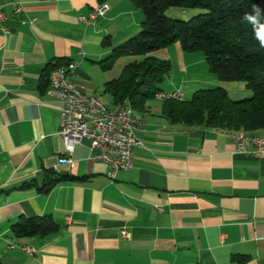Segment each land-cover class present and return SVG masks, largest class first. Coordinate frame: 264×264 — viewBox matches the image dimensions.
I'll return each instance as SVG.
<instances>
[{
    "label": "crops",
    "instance_id": "crops-1",
    "mask_svg": "<svg viewBox=\"0 0 264 264\" xmlns=\"http://www.w3.org/2000/svg\"><path fill=\"white\" fill-rule=\"evenodd\" d=\"M103 2L102 16L80 19ZM0 11L1 264H264V153L252 145L237 151L219 128L170 122L157 96L178 91L188 100L221 86L242 99L251 94L243 82L219 81L200 52L179 42L152 53L170 69L155 97L135 110L144 129L131 169L111 178L87 138L64 152L48 68L73 61L70 80L117 107L106 86L141 56L100 61L139 33L141 9L131 0H0ZM197 12L166 10L183 19ZM254 134L264 137V129ZM22 217H48L56 228L17 236L12 226Z\"/></svg>",
    "mask_w": 264,
    "mask_h": 264
},
{
    "label": "trees",
    "instance_id": "trees-1",
    "mask_svg": "<svg viewBox=\"0 0 264 264\" xmlns=\"http://www.w3.org/2000/svg\"><path fill=\"white\" fill-rule=\"evenodd\" d=\"M131 1L141 9V30L100 61L107 66L116 55L141 56L107 84L106 90L111 91L115 101L127 100L135 111L154 98L170 64L152 53L179 42L187 52H200L219 81L243 82L251 94L232 99L221 86L198 89L188 100L164 99L162 114L172 123L203 125L227 133L256 135L264 129V0ZM170 8L198 12L180 19L166 14ZM68 62L55 61L48 74ZM55 228L48 217H22L12 226L17 236L43 235Z\"/></svg>",
    "mask_w": 264,
    "mask_h": 264
},
{
    "label": "built area",
    "instance_id": "built-area-1",
    "mask_svg": "<svg viewBox=\"0 0 264 264\" xmlns=\"http://www.w3.org/2000/svg\"><path fill=\"white\" fill-rule=\"evenodd\" d=\"M107 9L108 5L105 2L100 3L87 16H80V19L86 24L92 23ZM18 11L19 7H15L14 12ZM3 18V13L0 11V21ZM74 64L73 61H69L52 69L46 89V93L55 97L60 103L58 134L62 138L64 152L71 154L74 145L81 138H87L92 158L105 163L109 167L108 176L113 178L117 170L131 169L134 148L140 145L136 132L144 129V122L124 119V109L104 108L96 104L95 96L85 94L70 80ZM167 95L168 98L180 99L178 91ZM231 139L237 151H246L247 147L252 145L256 155L264 153L263 136L251 138L239 136ZM59 161L69 165L73 163L71 157H61ZM121 233L123 236L127 235L124 230ZM22 248L29 254L33 252L32 248Z\"/></svg>",
    "mask_w": 264,
    "mask_h": 264
},
{
    "label": "bare ground",
    "instance_id": "bare-ground-1",
    "mask_svg": "<svg viewBox=\"0 0 264 264\" xmlns=\"http://www.w3.org/2000/svg\"><path fill=\"white\" fill-rule=\"evenodd\" d=\"M167 94H171V92L170 93L159 92V94H157V96H159L160 98L167 99L168 98ZM95 102H96V104L101 105L104 108H109L97 97H95ZM115 108L116 109H124V119H133L134 121H143L141 116L137 112H135L127 102L121 103ZM229 135H230V137L242 136V138L261 137L258 135H248V134H245L242 132L230 133Z\"/></svg>",
    "mask_w": 264,
    "mask_h": 264
},
{
    "label": "rangeland",
    "instance_id": "rangeland-1",
    "mask_svg": "<svg viewBox=\"0 0 264 264\" xmlns=\"http://www.w3.org/2000/svg\"><path fill=\"white\" fill-rule=\"evenodd\" d=\"M174 18H179V17H174ZM180 19H183V18H180Z\"/></svg>",
    "mask_w": 264,
    "mask_h": 264
}]
</instances>
